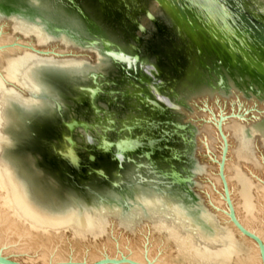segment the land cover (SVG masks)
Here are the masks:
<instances>
[{"label":"water","instance_id":"obj_1","mask_svg":"<svg viewBox=\"0 0 264 264\" xmlns=\"http://www.w3.org/2000/svg\"><path fill=\"white\" fill-rule=\"evenodd\" d=\"M142 17L152 22L151 30L140 23ZM0 18L64 38L98 58L88 57L80 70L43 66L36 71L39 104H6L5 149L16 141L40 176L38 187L64 208L41 207L14 171L31 201L56 216L112 212L129 222L142 218L138 225L149 230L150 210L165 218L172 209L213 232L205 216L219 209L201 191L202 142L191 111L202 110L196 107L202 100L228 105L234 95L244 105L264 104V0H0ZM155 29L175 38L163 45L165 54L148 46ZM224 110L217 114L220 158H205L216 165L213 173L221 181L220 211L238 239L258 248L264 264V239L238 219L224 172L230 144L222 124L240 109ZM243 112L245 119L255 117L249 109ZM255 125L264 132V115ZM0 264L27 263L0 251ZM49 264L143 263L121 254Z\"/></svg>","mask_w":264,"mask_h":264},{"label":"bare ground","instance_id":"obj_2","mask_svg":"<svg viewBox=\"0 0 264 264\" xmlns=\"http://www.w3.org/2000/svg\"><path fill=\"white\" fill-rule=\"evenodd\" d=\"M29 46L53 51L61 57L38 55L27 48ZM88 57L93 56L80 51L64 38L54 39L22 21L0 18V248L13 244L12 249L34 254L40 264L68 258L94 262L103 256L121 254L143 264L148 261L152 264H261L258 248L238 239L226 215L220 211L225 208L223 200L216 193L221 189V181L213 173L217 172V168L213 170L207 163L203 166L206 182L201 185V191L219 209L217 213L205 216L213 229L211 233L194 226L191 220L172 209L165 210V218L155 209L150 210L153 223L149 230L145 223L138 225L142 218L132 223L112 212L51 216L34 207L25 186L18 182L12 170L10 175L3 164L1 144L6 147L9 142L5 133L6 104L14 100L26 107L38 105L40 101L35 96L41 92L36 80L39 68L55 66L80 70L85 67ZM240 98L238 95L232 96L228 105L202 100V105H196L202 110H197L192 119L199 125L200 152L215 154L219 159L222 141L217 130V114L220 110L225 111V108L227 111L240 109L237 117L222 124V131L230 144L224 172L238 219L264 239V147L260 145V140L264 141V132L255 125L257 118L264 115V104L249 102L245 104L246 107ZM204 107L211 114L214 113L213 119L203 110ZM245 109L254 113V120L243 118ZM204 114L208 118H204ZM233 121L240 126L245 125L243 135L246 140H254L248 154L253 152L249 156L242 152L243 145L239 141L238 129L236 132L233 129ZM206 125L211 129L209 135L203 133ZM115 225L128 235L138 234L144 239L139 241L140 244L122 239L118 241ZM63 232H68L71 241H66ZM88 242L91 246H88ZM94 242L101 245L95 246ZM4 249L3 254L8 255Z\"/></svg>","mask_w":264,"mask_h":264},{"label":"rangeland","instance_id":"obj_3","mask_svg":"<svg viewBox=\"0 0 264 264\" xmlns=\"http://www.w3.org/2000/svg\"><path fill=\"white\" fill-rule=\"evenodd\" d=\"M154 16L158 17L159 15L157 13V14H154ZM140 23L143 24L147 30H151L152 27H153L152 22H150V20L146 19L145 17L144 18L142 17V19H140ZM153 32L154 33H153L152 40L150 41L148 46L154 45V46L157 47V52L165 54V52L163 50V45L165 44V42L174 41L175 40L174 36H172L171 34L166 33L165 31H157V29H155ZM139 36H140V34H139ZM175 48L177 49L178 47H174V49L169 50L170 53H172L174 50H176ZM151 62L154 63L153 60H151ZM213 101H214V99H210V102H213ZM209 105L211 106L212 104H209ZM191 113H192V116H194V114L196 113V109H192ZM204 118H208V115L204 114ZM244 126L245 125H241L240 126L239 124L235 123V121H233V129H234V131L235 130L237 131V129H238V133H239L238 135H239V139H240V140L239 139L238 140L241 141V144L243 145L242 152H243L244 155L249 156L253 152L252 151L250 154H248L250 149L253 147L252 142L254 140H252V141L250 140L249 141V140H246L244 138V135H243V127ZM263 128H264V125H263ZM210 130H211L210 126L206 125L204 127V129H203V133H206V135L207 134L209 135ZM0 142H2V141H0ZM260 145H262L264 147V141L263 140H260ZM1 146L3 147V151H4V148H5L4 145L1 144ZM206 155H207V153L205 151H202V158H201L202 161L204 163L210 164V168L211 169L216 170L215 169L216 165L213 164V162H210V160L208 158H205ZM4 159L2 158V160L4 161L3 164L7 168L9 174L13 171V174L15 175L16 179L18 180V182L22 183L21 181H23L28 186L29 191L32 194V196H34L35 198H38V200L40 201L39 205H41V207L49 208V209H52L53 211H59V210H62L64 208V202L63 201L58 200V199H53L52 201H50L49 200V196H47L44 192H42L41 188L38 187L40 176L38 175V172L35 171V169L30 168V164H29V160L30 159L28 160V159H24L22 157L21 151L19 149V144L16 141L13 143V145L7 146V148L5 149V153H4ZM5 161H7L6 163L8 165L5 163ZM14 171L16 172V174L18 175V177L20 178L21 181L18 179V177L16 176ZM12 179H14V177ZM45 179H47V178H45ZM26 193H27V195H29L27 190H26ZM34 207L37 210H39L41 212H44L47 215H51L52 216V214L47 213L46 211H44L42 208L38 207L37 205H35ZM114 229H116L115 230L116 231V239L118 241H121L120 239H122L125 242L133 241L134 243L140 244L139 241L144 239V237H142V236H140L138 234L134 235V236L133 235L131 236V235H128L127 233H125V232H122L120 229H118L117 225L114 226ZM62 231H64V229L59 231V232H62ZM63 233L66 234V236H65L66 241H71V237L68 236V232H63ZM87 244H88V246H91L90 242H88ZM94 244H95V246L101 245V243H99V242H94L93 245ZM11 246H13V244L12 245L10 244L8 246H3L2 245L1 248H0V251H3L2 249L5 248L4 252L5 253L8 252V255L11 256V257H14L16 259H20V260H23V261H28V262H30L32 264L34 262H35L34 264H40L38 262V260H36L34 258V254H31L30 252L17 251L15 249H12ZM10 248H11V252L9 251ZM28 253H29V255H28ZM157 254H159V253H157Z\"/></svg>","mask_w":264,"mask_h":264},{"label":"flooded vegetation","instance_id":"obj_4","mask_svg":"<svg viewBox=\"0 0 264 264\" xmlns=\"http://www.w3.org/2000/svg\"><path fill=\"white\" fill-rule=\"evenodd\" d=\"M143 39H145V42H148L151 40L150 34L143 35ZM150 43V42H149ZM147 46V45H146Z\"/></svg>","mask_w":264,"mask_h":264},{"label":"snow or ice","instance_id":"obj_5","mask_svg":"<svg viewBox=\"0 0 264 264\" xmlns=\"http://www.w3.org/2000/svg\"><path fill=\"white\" fill-rule=\"evenodd\" d=\"M49 183H51V181H49Z\"/></svg>","mask_w":264,"mask_h":264}]
</instances>
